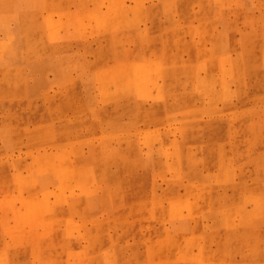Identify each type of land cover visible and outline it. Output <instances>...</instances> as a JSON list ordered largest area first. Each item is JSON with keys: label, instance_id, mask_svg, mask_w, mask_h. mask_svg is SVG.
I'll return each mask as SVG.
<instances>
[{"label": "rangeland", "instance_id": "rangeland-1", "mask_svg": "<svg viewBox=\"0 0 264 264\" xmlns=\"http://www.w3.org/2000/svg\"><path fill=\"white\" fill-rule=\"evenodd\" d=\"M0 264H264V0H0Z\"/></svg>", "mask_w": 264, "mask_h": 264}, {"label": "bare ground", "instance_id": "bare-ground-1", "mask_svg": "<svg viewBox=\"0 0 264 264\" xmlns=\"http://www.w3.org/2000/svg\"><path fill=\"white\" fill-rule=\"evenodd\" d=\"M95 11L97 12L96 8H95ZM100 16H104V15H100ZM78 17H79V16H78ZM110 21H111V20H110ZM75 22H76V21H75ZM47 158H48V157H47ZM52 200H53V199H52ZM52 203H53V202H52ZM52 203H51V204H52ZM53 204H55V203H53ZM47 206H48V205H47ZM51 206H52V205H51ZM51 206H50V207H51ZM52 207H54V206H52ZM51 212H52V210H51Z\"/></svg>", "mask_w": 264, "mask_h": 264}]
</instances>
